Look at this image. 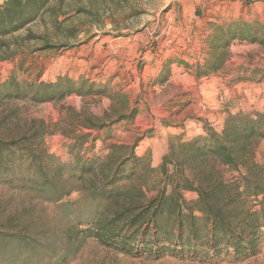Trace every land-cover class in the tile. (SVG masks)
<instances>
[{
	"label": "rangeland",
	"instance_id": "374dc122",
	"mask_svg": "<svg viewBox=\"0 0 264 264\" xmlns=\"http://www.w3.org/2000/svg\"><path fill=\"white\" fill-rule=\"evenodd\" d=\"M52 6L55 23L52 13H44L0 37V83L11 77L83 78L106 84L107 93L42 103L10 100L1 107L0 137L37 130L42 149L66 168L53 194L0 184V225L13 234L0 242V264H264V225L260 252L239 258L231 248L215 256L202 244L199 256L174 254L169 241L159 255L104 244L85 231L108 202L71 177L77 157L115 167L134 155L140 161L133 177L119 186L141 203L161 193L191 203L199 197L195 188L237 184L244 177L263 184L264 139L253 143L236 169L212 158L190 160L187 144L208 129L221 133L239 112H264V45L232 41L222 66L208 68L216 25L248 20L264 28V0H65ZM46 43L52 46L40 49ZM132 111V118L120 120ZM178 182L192 189L177 191ZM261 198L244 193L240 204L259 209ZM165 222L172 225L167 210Z\"/></svg>",
	"mask_w": 264,
	"mask_h": 264
},
{
	"label": "trees",
	"instance_id": "16d2710c",
	"mask_svg": "<svg viewBox=\"0 0 264 264\" xmlns=\"http://www.w3.org/2000/svg\"><path fill=\"white\" fill-rule=\"evenodd\" d=\"M65 0H4L0 2V37L10 36L30 24L53 14V2ZM29 33L28 38H38ZM249 41L264 45V28L258 21L236 20L216 25L210 42L214 59L208 65L211 70L219 69L228 55L232 41ZM52 45L46 43L40 49ZM106 84L96 85L87 80L58 77L53 82L18 81L16 77L0 83V109L10 100H30L34 103L60 101L72 94L96 95L107 93ZM135 111L125 117L132 118ZM105 128V123L99 125ZM74 145H82L83 136ZM42 135L35 130L15 137H0V184L20 183L40 192L57 193L59 181L64 176L66 164L60 163L54 155L42 149ZM264 139V112H239L230 117L221 133L208 129L187 144L188 158L204 162L212 158L223 165L238 168L245 164V157L257 140ZM245 158V159H244ZM140 157L125 158L112 167L99 163L97 158L77 157L72 165L71 177L81 184L98 200L108 202L94 225L86 229L87 236H94L102 243L123 251L135 253L145 251L150 254L164 253L163 241H169L175 248L171 252L178 255L199 256L200 244L206 246L215 256L232 249L234 257H245L260 252L262 247L261 227L264 225V183L244 177L242 182L225 185L216 182L209 188H195L199 193L196 201L186 202L180 194L164 196L163 193L141 203L138 195L122 189L120 184L133 177ZM130 167L127 171V167ZM90 177V178H88ZM241 185L244 189L241 190ZM180 188L192 189L187 183H176ZM175 188V189H176ZM262 197L260 208H244L241 197ZM186 203V209L182 207ZM167 210L172 227L161 223ZM186 210V211H185ZM199 214V215H198ZM0 225V242L9 234ZM25 242V241H23ZM141 248V251H138Z\"/></svg>",
	"mask_w": 264,
	"mask_h": 264
}]
</instances>
